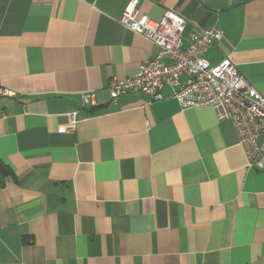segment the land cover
<instances>
[{
	"label": "crops",
	"instance_id": "0c3cea01",
	"mask_svg": "<svg viewBox=\"0 0 264 264\" xmlns=\"http://www.w3.org/2000/svg\"><path fill=\"white\" fill-rule=\"evenodd\" d=\"M131 0H0V264H264V169L231 120L173 90L112 104L158 53L119 23ZM230 58L264 95V0H139ZM187 75L182 76L185 82ZM93 91L96 106H85Z\"/></svg>",
	"mask_w": 264,
	"mask_h": 264
},
{
	"label": "built area",
	"instance_id": "2783aa9c",
	"mask_svg": "<svg viewBox=\"0 0 264 264\" xmlns=\"http://www.w3.org/2000/svg\"><path fill=\"white\" fill-rule=\"evenodd\" d=\"M139 0H131L119 23L148 39L158 53L146 60L134 77L112 80L108 85L112 104L128 93H143L152 101L163 100L162 90L170 87L182 109L213 108L220 119L231 120L237 130L250 168L264 169V95L245 77L230 58L213 66L205 53L223 33L216 27L194 31L188 47L182 34L186 20L168 10L160 21L140 14ZM187 75L185 82L182 76ZM0 86V97L13 96ZM85 106H96L93 91L83 93Z\"/></svg>",
	"mask_w": 264,
	"mask_h": 264
},
{
	"label": "trees",
	"instance_id": "16d2710c",
	"mask_svg": "<svg viewBox=\"0 0 264 264\" xmlns=\"http://www.w3.org/2000/svg\"><path fill=\"white\" fill-rule=\"evenodd\" d=\"M0 173H3L5 175H12L13 171L10 168V166L4 164L1 160H0Z\"/></svg>",
	"mask_w": 264,
	"mask_h": 264
}]
</instances>
